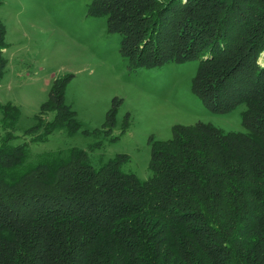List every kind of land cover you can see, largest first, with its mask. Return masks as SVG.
<instances>
[{"label":"trees","instance_id":"1","mask_svg":"<svg viewBox=\"0 0 264 264\" xmlns=\"http://www.w3.org/2000/svg\"><path fill=\"white\" fill-rule=\"evenodd\" d=\"M94 1L89 15L123 38L132 65L152 67L142 58L151 50L197 59L195 96L214 114L244 107L245 132L175 126L153 144L143 181L125 170L126 155L99 167L80 148L32 156L16 143L20 109L0 106V264H264V0ZM6 34L0 20V82ZM65 89L52 87L26 132L32 142L80 130Z\"/></svg>","mask_w":264,"mask_h":264},{"label":"rangeland","instance_id":"2","mask_svg":"<svg viewBox=\"0 0 264 264\" xmlns=\"http://www.w3.org/2000/svg\"><path fill=\"white\" fill-rule=\"evenodd\" d=\"M94 2L0 0L8 60L0 82V106L13 104L20 109L16 143L28 144L34 157L80 148L89 152L95 167L101 159L126 155L125 170L146 181L153 175V144L172 139L175 126L205 123L226 133L245 132L244 107L214 114L195 96L197 59L178 64L162 58L167 52L153 58L151 50L142 55L148 59L151 54L152 67H148L136 58L133 48L140 63L132 65L133 59L121 52L123 38L110 33L105 18L89 15ZM163 35L154 44L162 43ZM259 62L264 64V55ZM55 85H66L65 103L76 113L81 128L74 134L60 130L47 141L34 143L26 132L35 126ZM109 114L113 130L106 133ZM53 118V114L47 116L48 121Z\"/></svg>","mask_w":264,"mask_h":264}]
</instances>
